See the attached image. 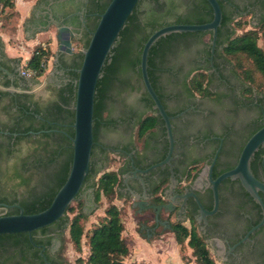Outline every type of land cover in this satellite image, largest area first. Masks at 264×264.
Here are the masks:
<instances>
[{
  "label": "water",
  "instance_id": "water-1",
  "mask_svg": "<svg viewBox=\"0 0 264 264\" xmlns=\"http://www.w3.org/2000/svg\"><path fill=\"white\" fill-rule=\"evenodd\" d=\"M28 44L55 32L57 96L36 108L31 82L0 51V264H69L66 207L106 163L125 155L116 187L133 195L137 231L150 241L191 210L211 250L229 264H264V103L241 90L219 56L227 27L264 31V0L48 1ZM264 42V41H263ZM156 129L137 150L145 112ZM205 164L181 189L186 166ZM163 177L166 203L153 188Z\"/></svg>",
  "mask_w": 264,
  "mask_h": 264
},
{
  "label": "trees",
  "instance_id": "trees-1",
  "mask_svg": "<svg viewBox=\"0 0 264 264\" xmlns=\"http://www.w3.org/2000/svg\"><path fill=\"white\" fill-rule=\"evenodd\" d=\"M7 8L11 10H6L9 14L15 12V0H0V10H5ZM238 26L243 27L244 25H242V22L235 20L232 25L233 29ZM228 27L227 34H232L231 30H228ZM253 31L245 30L234 35L232 34V38L226 43L224 49V51H226L236 46V51L251 50L250 56H228V59L230 62L232 61L235 63L240 73L250 80L252 84L255 82V72L261 73L264 77V50L257 43V34ZM50 40L49 37L37 42L33 46L30 56L26 61L21 62V57L15 58L21 63V66L35 70V75L29 77L34 83L39 81V77L46 69V63L49 57L53 55L50 48ZM1 42L3 43L0 37V43ZM246 61L250 63L247 64L245 63ZM54 101L55 99L51 101L49 107L53 105ZM136 124H138V136L140 137L146 130L156 127L154 113L149 111L143 118H139ZM106 163L96 172L93 181L88 187L91 189L95 201H99L101 194H104L108 200H112V198L118 194L116 185L119 182L122 168L104 169ZM189 176L193 175H188V177ZM166 180V177L163 178L160 183L153 188V191L155 193L158 192ZM156 196L158 198L161 197L160 195ZM111 200L106 204L104 214L100 217L98 222L89 229L86 236L88 254L85 258H79V260H84L85 264H144L137 260L125 262L124 258L130 253L131 241L122 233L124 223L121 219V209L116 203L113 201L111 202ZM73 201H76L77 211L74 210L73 215L69 216L68 211L73 210L74 207L71 203L66 207L65 214L67 216V223L64 231L68 229L69 236L75 248L80 249L81 237L83 234L81 219L87 216V212L84 211L85 200L82 195L74 198ZM191 218L192 223H194L193 216ZM172 231L176 242L180 246H182L184 239L188 237L187 242L192 246L193 253L199 264H214V259L204 239L198 234L194 225L188 228L183 222L177 221L173 224ZM64 260L66 259L64 258ZM68 263L73 264L70 262Z\"/></svg>",
  "mask_w": 264,
  "mask_h": 264
},
{
  "label": "rangeland",
  "instance_id": "rangeland-1",
  "mask_svg": "<svg viewBox=\"0 0 264 264\" xmlns=\"http://www.w3.org/2000/svg\"><path fill=\"white\" fill-rule=\"evenodd\" d=\"M17 1L20 5L19 0ZM6 10L11 11L8 8L5 10H0V31L12 35L9 41L11 44H14L15 46L22 45L25 43L24 40L23 39L19 40L14 36L15 35L14 33L17 32L18 26H20L18 25L20 20L19 19L20 11L17 10L16 8V10H14L15 12L9 14L8 12H6ZM238 28H242V27L238 26ZM239 32L240 31H238V33ZM52 35H53V31L52 32L46 31L40 34L39 37L40 40H44L50 37L51 39L50 41H52L53 40ZM258 43L264 50V44L261 38L259 39ZM50 48H51V42H50ZM51 52L53 53V50H51ZM22 59L23 58L21 56V62H23ZM52 60H53V55L49 57L46 63V69L49 66L50 68L52 67V63H53ZM245 63L249 64L250 62L246 61ZM46 77L47 74H43L42 76H40V80L34 84L33 87H34L35 96H39L41 98H47L51 95L50 91L47 89L45 85ZM254 79L255 82H253V84L257 87L258 90L264 92V77L262 76V74L259 72H255ZM137 143L139 145L140 141ZM119 160L120 157L116 152L108 151L107 163L104 169H117ZM82 197L85 200L84 211L87 212V216L81 219L83 225V234L81 237L80 249L75 248L69 236L68 229L64 231L62 238V255L68 262L73 264H85L84 260L81 261L79 260V258H85L88 254V245L86 243V236L89 232V229L95 223H97L100 217L104 214L105 206L111 200V199L108 200L104 194H101L99 201H95L91 189L86 190L85 195H83ZM129 200L130 199L121 197L119 194H116V196L113 197L111 200V202L113 201L114 203H116L121 209V219L124 223V229L122 233L125 237H127L131 241L130 253L128 254L127 257L124 258L125 262H128L129 260H133L134 258L136 259L137 256H141L140 258L138 257V259L144 264H160L161 261H164L167 264H199L197 258L195 257V254L193 253L192 246H190L189 243L187 242L188 237L184 239L182 246H180L175 240L172 229L159 232V234L154 235L150 241L142 237L135 227L129 206L130 205ZM71 204L73 205L74 209L68 211L69 216L73 215L74 210L77 211L76 201H72ZM185 224L187 225L188 228L190 227L188 221H185ZM154 256L157 257L156 260ZM157 260H159L160 263L157 262ZM213 262L214 264H222L219 260H214Z\"/></svg>",
  "mask_w": 264,
  "mask_h": 264
},
{
  "label": "flooded vegetation",
  "instance_id": "flooded-vegetation-1",
  "mask_svg": "<svg viewBox=\"0 0 264 264\" xmlns=\"http://www.w3.org/2000/svg\"><path fill=\"white\" fill-rule=\"evenodd\" d=\"M48 1H65V0H37V7H36L37 8V11H38V8H40L41 5H44ZM249 1H255V0H249ZM36 14H37V12L35 13V16H36ZM236 21L242 22V25H244V26L243 27L241 26L242 28L235 27L233 29L232 25H233L234 22L232 24H230L229 25L230 27H228V30H231V33L233 35L236 34V33H238V31L242 32V31H245V30H251V21H241V20H236ZM45 23H46V21L38 20V19H35V17H34L33 23H31V26H34V25L35 26H39L40 25V26L43 27ZM253 32L255 34H257V43H258V41H259L260 38L262 39V41H264V31H253ZM263 44H264V42H263ZM0 51L7 57L8 61L10 62V64L18 71V73L20 75H22L21 72H20L21 71V63L18 62L17 59H15L16 57H10V56H7L6 55V53L4 52V47H3V43L2 42L0 43ZM55 54L56 53H53V57L54 58H55ZM58 57H59V53L57 55V60H58ZM57 60L54 61V59H53V61H52L53 62L52 63V67H51L50 71L47 73V77L45 79V85H46L47 89L51 93V95L49 97H47V98H41L39 96H35L34 87H33L35 83L32 82V80L29 77H26V76L22 75L23 77L29 79L30 82H31V88H32V93H33V97H34V101H35L36 108L49 107L51 101L53 99H56L57 98V96H52L53 90L49 86V85H57V83H56V63H57ZM219 60H220V63H221L222 66H226V67H228L232 71V74L234 76V79L236 81V84H237V86L241 90H244L246 92H249L251 94L256 95L264 103V92L261 91V90H258L257 87H255L250 80H248L247 78H245L243 76V74L240 73V70L237 68V66L235 65V63L232 62V61L231 62L229 61L228 56H219ZM148 112H145L144 114H142L140 118H143L145 115H147ZM155 129H156V127H153L151 129H148V130H146L139 137L138 136V124H135L134 129H133V138H134V143H135V146H136V149L137 150L140 151V150H142L144 148L146 134L148 132H151V131L155 130ZM139 141H140V144L138 145L137 142H139ZM109 151H112V150H109ZM114 152H116V151H114ZM116 153L120 157L119 164H118V167H117L118 169H120V168L123 167V164H124V161H125V155H123L121 153H118V152H116ZM204 164H205V159H200V160H197L195 162H192V163L188 164L186 166V169H185V172H184L183 177L175 184V187L177 189L184 188L192 180V178L202 168V166ZM188 175H193V176H189L188 177ZM120 176H121V172H120ZM163 178H165V177H163ZM166 178H167V180L161 186L160 190L158 192H156V193L154 191L152 192L153 198L156 201V203H166L167 202V197L162 192L163 191V188L165 186H167L169 184V182H170L169 177H166ZM160 181L158 182V184L160 183ZM116 187H117V185H116ZM88 189L89 188H87L86 190H88ZM86 190L81 194L82 196L85 195ZM156 195H160L161 197L158 198ZM120 196L123 197V198L130 199L129 200L130 203L134 199L132 194L120 195ZM179 208H180V204L179 203H176L175 206L172 209H170L169 212H168V214H167V218H168V221L170 223L171 228H172L173 224L175 222H177V221H181L184 224H185V221H188L189 224H190V226L191 225H194L195 226L196 231L203 238V235H202V233H201V231H200V229L198 227V224L196 222V219H195L193 213L191 212V210H188V209L186 210V212H185V218L184 219H178L176 217V214H177ZM192 216H193V219L195 221L194 223H192V218H191ZM156 234H159V233H155L154 235H156ZM205 243H206V241H205ZM206 246L208 247V249L210 251V254H211V256L213 257L214 260H219L222 264H229V263L223 262L211 250V248L207 245V243H206Z\"/></svg>",
  "mask_w": 264,
  "mask_h": 264
},
{
  "label": "crops",
  "instance_id": "crops-1",
  "mask_svg": "<svg viewBox=\"0 0 264 264\" xmlns=\"http://www.w3.org/2000/svg\"><path fill=\"white\" fill-rule=\"evenodd\" d=\"M19 2H20V5L21 6L19 5L18 1L15 0L16 8H17V10L20 11V16H19V19L20 20H19V24L18 25H20L21 27L18 26L17 32L14 33L15 34L14 36H15V38H17L19 40H22L23 39L25 43L22 44V45H16L15 46L14 44H11L9 42L10 41V37L12 35H10L9 33L1 32V31H0V37H1L2 41H3L4 52L6 53L7 56H10V57H19V56L21 57L22 56V58H23L22 60L23 61H26L29 58V56H30V53L32 51L33 46L37 42L40 41V37H39L40 35L37 36L35 39H33L28 44V41H27V37H26L25 31H24V28L28 26V31H30V30H34V29L40 28L42 26H40V25L39 26H35V25L34 26H31V23H33V19L35 17V13L37 12V8H36L37 7V0H19ZM55 32H56V30H53V35H52L53 36V40L50 41L51 42V50H53V53H56L58 51V49H57V47H58V41H57V39L55 37ZM53 59H54V57H53ZM50 69L51 68L49 66L43 74H47L50 71ZM39 80H40V77H39ZM138 257L140 258L141 256H137V258L136 259L134 258L133 260L140 261L138 259ZM154 257H155V260H156L157 257L156 256H154ZM146 260H147V258H146ZM129 261H132V260H129ZM157 262H159V260H157ZM160 264H167V263L164 262V261H161Z\"/></svg>",
  "mask_w": 264,
  "mask_h": 264
},
{
  "label": "built area",
  "instance_id": "built-area-1",
  "mask_svg": "<svg viewBox=\"0 0 264 264\" xmlns=\"http://www.w3.org/2000/svg\"><path fill=\"white\" fill-rule=\"evenodd\" d=\"M24 62V61H23ZM21 74L26 76V77H31L35 75V70L25 67V66H21Z\"/></svg>",
  "mask_w": 264,
  "mask_h": 264
}]
</instances>
